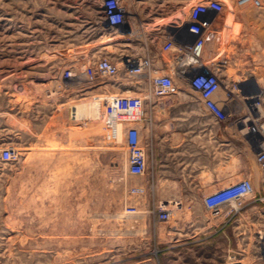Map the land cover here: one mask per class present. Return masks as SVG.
<instances>
[{
    "label": "rangeland",
    "instance_id": "374dc122",
    "mask_svg": "<svg viewBox=\"0 0 264 264\" xmlns=\"http://www.w3.org/2000/svg\"><path fill=\"white\" fill-rule=\"evenodd\" d=\"M77 1L0 0V153L5 147L19 151L18 157L11 161L0 157V264H241L240 260L264 264L259 237V231L264 230L263 176L259 179L250 176L255 193L242 199L238 208L229 203L217 211L205 205L204 196L188 194L183 187L174 194L160 193L158 185L155 192L145 188L143 193L134 194L131 187L145 185L138 183L141 175L128 172L126 140L116 142L104 123L98 126L91 120H77L70 112L69 122L63 127L57 114L30 113L36 103L47 104L56 99L58 93L52 90L56 78L60 77L56 76L59 70L50 76L43 73L42 67L20 66L15 62L14 47L57 42L53 32L67 28L74 30L70 45H76L79 19L73 16L75 13L68 17L67 10L76 9L73 5ZM79 1L80 14L89 18L96 14L102 0ZM221 1L224 9L219 13L218 23L221 28L229 27L231 32L227 35L223 30L226 45L213 47L227 51L228 62L222 77L226 83L231 80L232 95L244 106L238 114L244 118L249 102L235 84L246 83L247 93L258 90L248 79L253 78L264 86V45L256 40V35L239 37L238 30L245 27V20H235L234 12L240 11L247 18L264 17V0L260 5L263 7L253 2ZM164 4L165 11L175 17V13L184 14L188 2ZM47 11L53 16H46ZM150 26L147 44L125 45L127 53L153 54L161 49L162 36L157 24ZM118 28L122 33L129 30L127 21ZM237 38L240 45L231 42ZM164 56L169 58L166 52ZM77 57L75 52L72 59ZM71 67L76 77L81 65ZM99 81L102 84L122 81L131 90L126 94L153 89L149 78L123 73L116 80L100 77ZM73 85L66 92L70 104L99 93L95 89L99 86L97 82L85 80L83 87ZM181 89L190 88L181 85ZM234 145L222 134L215 138L217 167L223 165ZM126 160L127 171L124 170ZM123 175L127 177L123 179ZM125 179L129 185H124ZM170 180L159 179V184L169 185ZM176 180L183 185L194 179ZM221 187L215 186L212 191ZM169 196H178L177 205H183V209L179 215L176 210H170L169 221L159 220L154 207L162 204L161 201L167 202L165 199ZM152 198L156 200L155 205L146 206ZM127 205H135V212L141 205L148 208L145 231L137 232L125 225V215L133 214L126 212ZM117 211L125 214L116 218ZM155 226L161 237V229L168 230L165 243H158Z\"/></svg>",
    "mask_w": 264,
    "mask_h": 264
},
{
    "label": "crops",
    "instance_id": "0c3cea01",
    "mask_svg": "<svg viewBox=\"0 0 264 264\" xmlns=\"http://www.w3.org/2000/svg\"><path fill=\"white\" fill-rule=\"evenodd\" d=\"M197 1L201 0H124V3L128 6L127 24L129 30L122 33L121 29L112 28L100 19L103 0L98 5L96 14L89 18L80 14V1L78 0V3L73 5L76 9L67 10L70 14L68 17L71 16V13H75L73 16L79 19L76 45H70V35L74 30L70 28H67L66 31L61 29L60 32L56 31L52 34L57 42L47 41L37 45H15V62L20 66L42 67L43 73L50 76H53L54 72L59 70L56 73H59L56 75L59 76L66 68H70L75 64H80L82 67L91 65L105 54L118 60L121 56L127 54L125 45L147 44L146 35L150 32L151 23L157 24V29L162 34L165 25L175 20L177 13L174 12L175 17L173 13H167L164 3L188 2L187 5H189ZM150 3H154L153 6ZM68 5L70 4L68 3ZM62 11H65V9H62ZM45 15L48 17L53 16L48 11ZM234 17L239 22L245 20V27L242 26L238 30L239 37L241 35H253L255 37L256 35V40L264 45V24H262L264 23V17L251 15L247 18L242 16L240 11H235ZM218 21L219 14L214 21V25L222 31L223 42H226V34L223 30L227 31V35H230L231 31L229 27L224 25L221 28ZM160 25L162 26L160 27ZM233 29L237 30V26H234ZM231 42L235 45L241 44L238 38L231 40ZM75 52L78 57L73 60L72 56ZM155 54L160 56L164 53L160 49ZM77 80L78 78L75 77L74 83ZM97 84L99 86L95 89L99 93L93 95L94 97L85 96L70 104L66 92L71 87L63 88L58 92L56 99L47 104L36 103L32 108H36L35 111L31 109L30 113L43 111V113L51 114V116L57 114V120L63 127L65 123L68 124L69 122L68 114L72 105L87 100L99 101V116L95 115L93 118L86 119L70 115L77 120H91L93 125L101 126L104 123L113 137L114 124L117 120L113 119L108 109L112 97L116 95L141 97V118L139 117L133 121L119 120V122L124 123L126 134L131 126L140 129L142 148L147 159L146 170L141 175L142 183L145 185V187L142 185L144 189L155 192L158 185L160 193H179L181 187H183L188 194L205 197L212 192L213 187L227 186L241 179V177L252 176L256 179L264 177V168L260 166L256 159L258 146L253 143L250 136L247 135L248 133L240 125H237L233 118H229L224 122L217 121L213 113L205 106L197 91L181 89L163 94L155 89L151 83L153 89L147 92L126 94L127 92L130 93L131 90H127L125 83L122 81H115L113 84H102V81H99ZM74 85L78 86L79 84ZM228 85L226 90L232 92L233 90L230 88L231 80ZM116 90H119V92L116 93ZM221 134L235 145L232 147V153L224 159L223 165L219 168L215 165L214 148L215 138L220 137ZM159 179H171V183L162 185L159 184ZM176 179L194 180L181 185ZM154 203H156V200L152 198L146 206H154ZM154 233L155 237L158 238V243H165V238L160 236V230L156 226Z\"/></svg>",
    "mask_w": 264,
    "mask_h": 264
},
{
    "label": "built area",
    "instance_id": "2783aa9c",
    "mask_svg": "<svg viewBox=\"0 0 264 264\" xmlns=\"http://www.w3.org/2000/svg\"><path fill=\"white\" fill-rule=\"evenodd\" d=\"M240 4L253 2L262 5V0H238ZM224 9L221 0H201L190 4L184 14H180L175 20L177 22L166 25L162 30L161 51L168 53L157 56L155 53L133 55L127 53L118 60L102 55L94 63L79 69L86 74V81L97 82L100 77L114 78L122 73L128 76H140L150 79L152 85L163 94L180 90L181 85L197 91L205 106L213 113L219 122L233 118V121L245 128L244 119L252 113V132L250 139L258 146L256 159L264 168V113L258 110V104L264 105V94L256 92L255 104L248 110L247 115L242 118L238 111L233 110L227 104L226 97H233L232 92L226 89L229 86L222 77L223 68L228 62L225 49H216L213 45H225L222 31L214 25L217 15ZM128 8L124 0H103L100 11V19L104 20L110 27L117 28L127 21ZM122 64V65H120ZM82 67V66H81ZM76 71L72 67L66 68L61 74L59 84L52 90L57 93L63 88L67 89L73 84L71 82ZM240 88L244 99L250 98L241 83L235 84ZM243 87V88H242ZM245 93H242V91ZM253 95V94H252ZM251 95V96H252ZM229 100V99H228ZM131 101L128 96H113L108 109L113 119L136 120L140 117V105H129ZM249 107V104H248ZM250 126V125H249ZM251 127V126H250ZM249 127V128H250ZM128 147L129 169L133 175H142L147 166V159L142 148L140 129L131 126L126 134ZM19 151L13 147H5L1 153V159L11 161L18 157ZM131 192L140 194L144 192L142 186L131 187ZM255 193V187L250 177H243L227 186L218 188L207 194L204 198L205 205L214 210H219L222 205L237 203L242 199ZM127 211L135 212V205H127ZM154 213L159 220H168L171 216L170 208L164 204L154 207Z\"/></svg>",
    "mask_w": 264,
    "mask_h": 264
},
{
    "label": "bare ground",
    "instance_id": "6f19581e",
    "mask_svg": "<svg viewBox=\"0 0 264 264\" xmlns=\"http://www.w3.org/2000/svg\"><path fill=\"white\" fill-rule=\"evenodd\" d=\"M190 4L185 6V11H187V9L189 8ZM176 17H179V15H177ZM179 23V20H175L174 22H177ZM82 69V67H81ZM229 71V70H227ZM78 75H76V77L78 78V80H83L86 78V74L82 73L80 70H78ZM229 74V73H228ZM75 78V77H74ZM59 80H61L60 78H56L55 80V84H59ZM248 81L253 84V86H257V88L259 90H257L256 92H258L259 95H262L264 94V86L258 84L257 81H255V79L251 78V79H248ZM247 81V83H248ZM58 82V83H57ZM244 83V82H243ZM241 83V86H244L245 87V84ZM55 84H53L55 86ZM262 87V88H261ZM243 88V87H242ZM52 89V88H51ZM142 89V88H141ZM148 91V90H147ZM246 91V90H245ZM245 91L243 90L242 93H245ZM254 91L253 92H248V94L250 93V98L247 99V101L249 102V107L247 108L248 110L250 109H253L252 108V104H255L256 102V98H255V93ZM129 93V92H127ZM247 93V91H246ZM253 94V95H252ZM252 95V96H251ZM227 98V104H229L230 107L233 108V110L235 111H238L239 109H241V107L243 108L244 106H241L240 102L237 101L234 97H226ZM131 101H129V105H138V104H141V97H130ZM229 99V100H228ZM236 100V101H235ZM99 101H85V102H82V103H78V104H74L71 106L70 108V114L72 116H78V117H83V118H93L95 115H100V105H99ZM247 104V103H246ZM258 110L261 112V113H264V105L263 104H258ZM141 107V106H140ZM252 113L250 114V116L246 117L243 121L244 123L247 125L245 128H243V130L248 133L247 135H249V132L251 133L253 130L252 128ZM141 118V117H140ZM123 122V121H122ZM251 127H250V126ZM250 127V128H249ZM113 136H114V139L116 140V142H123L126 138V132L124 130V123H121L119 121H115V125H114V131H113ZM128 150V149H127ZM127 171V160H126V164H125V169ZM126 174V173H124ZM130 174V173H129ZM132 175V174H131ZM124 177H122L123 179L126 178L125 175H123ZM129 176V175H128ZM139 176V175H138ZM142 177V176H141ZM138 178V177H137ZM139 179V178H138ZM137 180V179H136ZM134 181V180H133ZM132 181V182H133ZM140 182L138 183H142V178H140L139 180ZM121 182V181H120ZM124 183V185H129L128 184V180H124L122 181ZM127 188V187H126ZM162 188V187H161ZM128 192V191H127ZM127 194V193H126ZM135 194V193H134ZM166 194H169V193H166ZM174 194V193H173ZM171 195V194H170ZM136 196V195H134ZM132 196V198L134 197ZM200 196V195H199ZM128 196H126L127 198ZM178 197V196H177ZM175 198L174 196H169L167 197V202H163L161 201L162 204L168 206L170 208L171 211L173 210H176L178 212V215L180 213V210L183 209V205L182 206H178L177 204L180 203V199L179 198ZM205 198V197H204ZM129 199V198H127ZM137 200V199H136ZM135 200V201H136ZM129 201V200H128ZM134 201V200H133ZM139 203V201H136L135 203ZM121 203V202H120ZM233 204V203H232ZM233 206H235L236 208H238L239 206H237V203H234ZM141 208H139V210H137V212H133V214H126V218L124 219L125 220V225L129 226L130 228L134 229L135 231L139 232V231H145L148 227V208L146 206H140ZM123 208V207H122ZM138 209V207H137ZM123 211H126V210H123ZM122 211V212H123ZM126 212H129V211H126ZM184 212V211H183ZM129 213H132V212H129ZM188 213V212H187ZM190 213V212H189ZM125 213H121V211H117V213L115 214V217L117 218L118 216L122 217ZM188 215V214H187ZM186 215V216H187ZM171 216H172V212H171ZM171 216L168 220L166 221H169L171 219ZM210 216V215H209ZM189 217V216H188ZM178 218V217H177ZM187 218V217H186ZM119 219V218H118ZM188 219V218H187ZM173 220V219H172ZM173 222H176L173 221ZM172 222V223H173ZM170 229V228H169ZM175 229V228H174ZM168 231V230H166ZM165 230L161 229V235H162V238H166L169 234V232L167 233ZM259 231V230H258ZM260 235V239H261V244H262V247H263V250H264V230H260L259 231ZM169 238V237H168ZM260 244V245H261ZM241 261V264H249L247 263L246 261L243 262V260H240Z\"/></svg>",
    "mask_w": 264,
    "mask_h": 264
}]
</instances>
